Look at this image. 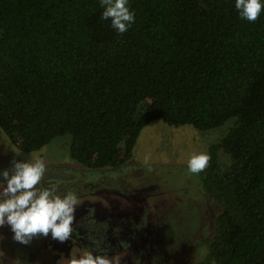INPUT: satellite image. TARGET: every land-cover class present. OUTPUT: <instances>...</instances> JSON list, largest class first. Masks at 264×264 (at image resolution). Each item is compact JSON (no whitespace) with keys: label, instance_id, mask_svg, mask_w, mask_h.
Masks as SVG:
<instances>
[{"label":"trees","instance_id":"obj_1","mask_svg":"<svg viewBox=\"0 0 264 264\" xmlns=\"http://www.w3.org/2000/svg\"><path fill=\"white\" fill-rule=\"evenodd\" d=\"M117 34L99 0H0V130L18 150L70 135L90 169L133 157L160 119L207 130L199 174L220 205L204 264H264V13L234 0H129Z\"/></svg>","mask_w":264,"mask_h":264},{"label":"rangeland","instance_id":"obj_2","mask_svg":"<svg viewBox=\"0 0 264 264\" xmlns=\"http://www.w3.org/2000/svg\"><path fill=\"white\" fill-rule=\"evenodd\" d=\"M231 122L199 130L153 120L141 130L129 162L99 169L69 156L68 134L25 152L0 130V170L11 172L17 160L43 159L46 172L41 183L56 186L60 193L77 194L74 231L75 226L98 222L110 225L105 233L119 235L121 249L109 255L115 264H204L221 207L203 191L199 174L188 171L187 161L193 152L208 153L209 145L226 133ZM77 248L50 233L20 243L7 224L0 227V264H71L78 257Z\"/></svg>","mask_w":264,"mask_h":264},{"label":"clouds","instance_id":"obj_3","mask_svg":"<svg viewBox=\"0 0 264 264\" xmlns=\"http://www.w3.org/2000/svg\"><path fill=\"white\" fill-rule=\"evenodd\" d=\"M103 8L101 19L110 21L117 34L127 32L135 23V13L129 0H99ZM234 7L242 20L254 22L264 13V0H234ZM209 153L193 152L188 161V171L200 174L209 165ZM46 163L41 158L14 161L11 172L0 170V227L7 224L13 239L27 243L34 235L41 234L60 242L69 240L74 232L73 221L78 206L75 192L60 193L55 186L41 182ZM71 264H115L102 249L85 250Z\"/></svg>","mask_w":264,"mask_h":264},{"label":"flooded vegetation","instance_id":"obj_4","mask_svg":"<svg viewBox=\"0 0 264 264\" xmlns=\"http://www.w3.org/2000/svg\"><path fill=\"white\" fill-rule=\"evenodd\" d=\"M132 225L133 226L135 225L134 221ZM109 227L110 225H107V223L105 224L98 222L88 223L86 225V228H82L81 225L75 226V231L73 232L72 237L69 239L71 243L79 247L77 249H74V251H76L74 256H79L85 250H94V249L97 252L103 249L108 255H111L114 252H116L117 251L116 249H119L117 247V243L120 242L118 238L119 235H114V231L111 234L105 233V231H108L110 229ZM58 257L60 258V254H57L56 258ZM49 264H56V262H50Z\"/></svg>","mask_w":264,"mask_h":264}]
</instances>
